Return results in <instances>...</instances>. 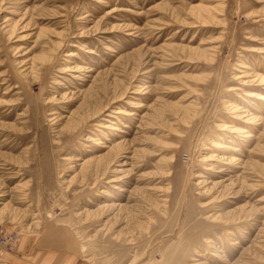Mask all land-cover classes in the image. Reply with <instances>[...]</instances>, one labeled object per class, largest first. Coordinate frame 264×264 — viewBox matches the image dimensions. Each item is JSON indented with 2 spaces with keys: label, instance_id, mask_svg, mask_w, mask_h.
Instances as JSON below:
<instances>
[{
  "label": "rangeland",
  "instance_id": "1",
  "mask_svg": "<svg viewBox=\"0 0 264 264\" xmlns=\"http://www.w3.org/2000/svg\"><path fill=\"white\" fill-rule=\"evenodd\" d=\"M256 94L264 0H0V242L264 264Z\"/></svg>",
  "mask_w": 264,
  "mask_h": 264
},
{
  "label": "crops",
  "instance_id": "2",
  "mask_svg": "<svg viewBox=\"0 0 264 264\" xmlns=\"http://www.w3.org/2000/svg\"><path fill=\"white\" fill-rule=\"evenodd\" d=\"M47 226L37 236L20 240L17 249L0 247V264H83L73 239L63 229Z\"/></svg>",
  "mask_w": 264,
  "mask_h": 264
},
{
  "label": "bare ground",
  "instance_id": "3",
  "mask_svg": "<svg viewBox=\"0 0 264 264\" xmlns=\"http://www.w3.org/2000/svg\"><path fill=\"white\" fill-rule=\"evenodd\" d=\"M69 55H71V53H69ZM42 59H43V58H42ZM41 61H42V60H41ZM43 61H44V60H43ZM39 66H40V65H39ZM33 67H34V66H33ZM33 67H32V68H33ZM256 97H257V98H260V99L264 98L263 95H259V94H256ZM117 112H118V111H117ZM100 159H101V158H99L98 161H100ZM103 177H104V176H103ZM116 180H118V178L112 177V178L109 179V182H116ZM109 182H107V183H109ZM114 185H115V184H114ZM17 241H19V240H18V234L16 233L15 247H16L17 244H18ZM5 245H6L5 243H1V242H0V246H1L3 249L8 250V249H6V246H5ZM15 247L12 248V250H14Z\"/></svg>",
  "mask_w": 264,
  "mask_h": 264
},
{
  "label": "built area",
  "instance_id": "4",
  "mask_svg": "<svg viewBox=\"0 0 264 264\" xmlns=\"http://www.w3.org/2000/svg\"><path fill=\"white\" fill-rule=\"evenodd\" d=\"M15 239H16V235H15V237L11 238V241L13 242L14 246H15Z\"/></svg>",
  "mask_w": 264,
  "mask_h": 264
}]
</instances>
